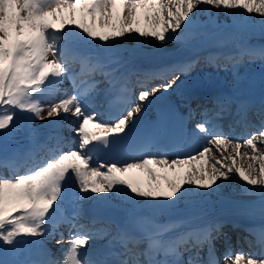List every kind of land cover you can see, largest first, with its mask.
<instances>
[{
	"label": "snow or ice",
	"instance_id": "obj_1",
	"mask_svg": "<svg viewBox=\"0 0 264 264\" xmlns=\"http://www.w3.org/2000/svg\"><path fill=\"white\" fill-rule=\"evenodd\" d=\"M233 9L258 14L264 30V0H0V135L7 140L21 121L30 126L36 119L60 117L58 127L78 125L71 128L78 139L64 145L74 147L63 150L60 137L47 158L23 172L15 155L0 156V169L5 170L0 172V245L13 253L23 246L36 249L42 258L26 264H220L215 240L222 222L204 221L200 215L160 217H172L180 201L192 203L189 197L220 195L219 181L233 178L260 186L244 191L262 198L264 213V101L255 113L259 123L246 137L233 139L219 124L209 128L212 122L205 119L195 125L190 141L185 132L179 143L164 142L159 125L129 148L135 114L141 112V104L128 108L134 90L140 89L136 98L143 103L172 88L198 60L121 72L127 61L114 45L122 38L180 45L211 39L218 33L205 30L222 28L219 14ZM232 15L234 24H248L244 16ZM224 43L220 40L217 46ZM251 54L237 45L235 52L209 53L204 61L219 67L222 58L225 66L235 67ZM65 80L73 87L70 96L62 87ZM155 80L163 83L152 87ZM101 84L108 87L101 89ZM117 85L120 107L105 117L95 110L96 98ZM233 103L217 97L214 108L201 115L212 112L220 119L231 114ZM235 115L237 124H250L246 106L238 105ZM184 143L190 146L186 149ZM136 172L147 177L145 184L132 178ZM117 199L129 205L124 225L115 223L113 231V221L90 230L77 224L84 201ZM142 209L149 214H141ZM89 223L100 221L92 218ZM61 224L69 226L68 247L59 233L56 242L63 259L57 260L45 241ZM245 231L253 238L246 242L258 246L261 254L234 255L228 248L224 264H264V226ZM97 237L110 238L97 249L92 244Z\"/></svg>",
	"mask_w": 264,
	"mask_h": 264
},
{
	"label": "bare ground",
	"instance_id": "obj_2",
	"mask_svg": "<svg viewBox=\"0 0 264 264\" xmlns=\"http://www.w3.org/2000/svg\"><path fill=\"white\" fill-rule=\"evenodd\" d=\"M215 12V9H213ZM253 14V13H251ZM249 17V16H248ZM206 19V17H204ZM218 21L222 23L223 26L227 27L229 25V21L225 19V17L220 13L218 16ZM241 27H246L250 30L253 28L247 25H240ZM205 31L208 32H217L218 35L205 40L203 37L199 38L198 41H193L189 45H180L177 43H166L161 44L156 42L153 38H142L143 43L139 40H132L127 38H122L121 42L114 45L116 49H118L117 55L123 57L124 61L127 63L120 69H125V72L129 70H135L134 64L138 61H141V67L138 68H149L155 66H161L165 64L178 63L179 59H182V62L198 60L197 64H200L199 59H202V63H204V57L208 56L209 53L216 52H235L237 45H245V42H239L242 35L235 34V43L232 41V36L222 37L220 35L219 29H213L209 27ZM223 40L224 46L211 47V42L213 43ZM217 45V43H216ZM220 65L219 70L222 72H229L233 68L232 65L227 64L226 61L222 58L217 61ZM225 64V65H224ZM210 66V72L212 75L216 74V66ZM218 69V68H217ZM209 71L205 72L208 74ZM97 79H101L97 77ZM260 78H254L250 73H246L238 78H229L224 75L218 76L217 79L206 78L203 74L196 73L194 71H190L188 75H183V79L181 82L174 84V86L167 91L163 89L157 91L154 95H150L148 100L140 103L141 104V112L135 114V119L138 121L143 117L144 114H149L151 107L157 101L164 98H173L177 103H182L183 109L187 110L189 122H187V133L189 134V141L191 139L190 134L191 131L195 128V125L201 120H193L199 117H202L201 113L205 108L213 109L214 101L217 97H229L235 104L231 105V114H226L222 117V119H217L215 124H219L221 130L227 135H230L233 131H229L230 124H236V120L238 117L235 115L236 109L238 105H252L249 113L254 115L257 123H259L257 116L255 113L257 112L258 106L261 101H264V80L261 81ZM133 82L135 81V77H132ZM160 81L161 80H155ZM154 82V81H153ZM119 85H117L116 89H114L109 95L105 96L101 91L100 95L96 98L95 101V109L100 110L104 105L103 102L112 97L114 92H116ZM244 86L245 89L241 92L240 95H237L235 91H239V87ZM63 88L67 89V95L72 89L71 82L65 80L62 85ZM107 84H101L100 88H107ZM191 91V95L189 97L188 92ZM136 89L134 90L132 96L133 102L136 101ZM69 96V95H68ZM202 96H207L208 98L203 99ZM240 96V97H239ZM243 97H246L245 102L242 100ZM255 105V107H253ZM180 106V107H182ZM147 111L146 113H143ZM47 109L43 115L46 116ZM63 115V114H62ZM70 115V114H69ZM195 117V118H194ZM70 119H74L70 117ZM202 119V118H201ZM248 119L250 124L246 127L243 124H239L238 135H247L250 130L255 131V121L248 114ZM57 121H60V117H52L46 118L44 120H33L30 126H25L23 121L20 122V126L17 131L7 140H4L2 135H0V156H16V163L20 166V170H24L33 164L38 163L43 159L46 154H49V149H40L38 151L37 146L35 144L36 138H38L41 134H48L49 141L51 143L57 142L58 138L63 137L64 139L60 141L61 146L64 148L75 146V144H67L64 146L66 142L76 141L77 137L72 138L68 137L65 132V128L68 127L66 123L63 124L64 128L62 132H58ZM210 125H208L209 127ZM212 127V126H211ZM210 127V128H211ZM38 134V135H36ZM76 135V133H74ZM34 137L33 140L31 138ZM202 135V134H201ZM234 135L233 137H236ZM201 143L206 142V138L200 141ZM28 145H33L32 150L25 151L24 147ZM190 146V143H187ZM32 159L30 163L29 160ZM2 172V171H1ZM134 180L138 181L140 184H145L147 181V177L142 172H136L132 177ZM194 187V186H189ZM242 189L240 192L230 193L227 190L233 187H230V183L227 181L225 185L223 184L220 189V195L211 194L207 196H199V197H189L188 199L192 201V203H186L185 201H180L175 209L173 210L172 217L161 216L160 219H168V218H178L180 216L185 215H200L202 216L204 221H220L223 224L221 229V234L216 240H220V244L223 246V243H226L228 247L223 246L224 249L231 248L232 253L239 254L241 252L244 253H253L256 254L255 250L258 246L253 244V246H249L246 242L247 239H253L249 236L248 232L245 231L246 228H259L260 226H264V221L259 220L255 221L253 218V214H259L264 218V213H261V200L262 198L256 194H249L244 191V187H256L259 186H247L242 184ZM204 191V190H201ZM105 205L108 206L111 210L118 211H129V205L122 202L120 199L114 200L110 203H105L104 200H100ZM87 202V201H84ZM73 210L71 207L68 208V212ZM141 214L147 215L149 214L148 209H142ZM77 224L86 223L80 218L77 220ZM98 229V228H96ZM84 230H90L85 227ZM67 233V229L63 231V233ZM226 232V233H225ZM62 233L57 230L56 234ZM225 234V235H224ZM225 236L222 238V236ZM222 239H225L222 243ZM57 240L47 239L45 241V245L52 243L57 244ZM94 242V241H93ZM58 245V244H57ZM216 245V242H215ZM220 245V246H221ZM60 246V245H58ZM231 246V247H229ZM234 246L240 247L241 251H235ZM64 247H68L64 244ZM25 249H27V255L25 256ZM57 250L56 248H54ZM58 250H61V246L58 247ZM29 246H23L18 249L15 253L10 249L9 246L0 245V257L2 258L1 264H14L13 260L20 259V264H26L29 257ZM206 252V249H205ZM217 252V251H216ZM257 255V254H256ZM54 258L60 260V254L54 252ZM58 256V258H57ZM221 259L220 262H222ZM6 262V263H5Z\"/></svg>",
	"mask_w": 264,
	"mask_h": 264
},
{
	"label": "rangeland",
	"instance_id": "obj_3",
	"mask_svg": "<svg viewBox=\"0 0 264 264\" xmlns=\"http://www.w3.org/2000/svg\"><path fill=\"white\" fill-rule=\"evenodd\" d=\"M227 11L230 13L229 15H225L224 13H221V14L225 17V19H227L229 21V25L227 27L222 26V28H219V30L221 32L220 35H222V37H225L227 35L230 36V37L232 36V41L234 43H235V41H234L235 34L242 35V37L239 40V42L240 43L241 42H245L244 46L249 48V49H251L252 54L244 56L243 59L235 67H233L231 69V71H229V72H225L224 73L221 70H219L220 67H217L218 69L216 68V74L212 75L211 72H210V66L207 63H205V62L202 63V59H199L200 64L195 65L192 68V71H194L196 73L203 74V76H206V78H211V79H214V80L217 79L218 76H221V75H224V76L229 77V78H238V77H241L242 75H245L246 73H250L251 76H253L254 78H260L261 77L262 79H260V80L263 81L264 80V54H262L261 49H264V41H261V40L258 39L259 35L264 34V30L261 29V20H262V18L256 13L247 14L243 9H233V10H227ZM232 14L244 16L248 20V26L252 27L253 29L250 30V29H248L246 27H241L240 26V25H244V24H234L233 23V15ZM216 43L217 42H215V41L213 43L211 42V47L217 46ZM184 58L185 57H183L182 59H184ZM182 59H179L178 61L182 62ZM229 65H231V64H229ZM207 71H209L208 74H205V72H207ZM182 79H183V75L180 76L179 80H177L175 84H177L179 81L181 82ZM159 83H162V82L155 81L154 83H152L151 86L154 87L156 84H159ZM244 89H245V87L241 86L238 89L239 91H235V92L237 93V95H240L241 92H243ZM139 90L140 89H138L137 91L139 92ZM72 92H73V87L70 90L68 95L70 96L72 94ZM137 95H136V97H137ZM140 103L141 102L137 98L136 99V103H132L128 108L134 107L135 104H140ZM233 104H235V103H233ZM253 107H255V105ZM127 110L128 109H125V114H126ZM251 114H252V112H251ZM205 119L211 120V122H212V123L209 124L210 125L209 128L212 126V124H215L216 121H217V118L214 116V114L212 112H209L207 117L202 116V117L197 118L196 120H201V122H203ZM220 119H222V118H220ZM254 121H255V119H254ZM256 124H257V122H256ZM75 127H78V125H72L71 126V128H75ZM71 128L68 126V127H66L64 129L65 132L67 133V135L69 134L68 137H72V138L77 137V135L74 134L75 132L72 131ZM229 131H233L230 134L233 139H235L237 137H246L250 132H252V130H250L247 135H244V134L243 135H238L239 124H237V123L236 124L235 123L234 124H230ZM225 134H227V133H225ZM236 134H237V136L233 137ZM77 139H78V137H77ZM70 147H74V146H70ZM63 150H65V151L68 150V147L64 148ZM238 163L242 164L243 161H238ZM33 165H35V164H33ZM33 165H31V166H33ZM31 166H28V168H30ZM28 168H26V169H28ZM26 169H24L22 171L20 170V171L23 172ZM1 171L3 172L5 170L0 169V172ZM226 182L227 181H219V183H221L222 185L223 184L225 185ZM228 182L230 183V187H233V188L227 190L230 193L240 192L241 189H242L241 185L244 184V182H241V181H239L238 179H235V178L231 179ZM244 185H246V184H244ZM252 216H253L255 221H259V220H263L264 221V218L261 217L259 214H253ZM58 229H56V232H57ZM59 230H61L63 232L64 230H66V227L61 228ZM63 234L65 236V243L64 244L68 246V244H67V235H68V233L64 232ZM224 235L222 236V238L225 237ZM59 238H60V236H59V234H57L54 237H52L51 240H58ZM224 240L225 239H222V243L226 242ZM215 242L218 243V244H216V248L220 249V251H219L220 258L223 259L222 262H220V264H224V253H225L226 249L223 250V246L224 247H228V245L226 243H223V246H222L220 244V240H218V241L216 240ZM52 246L57 249V250H55V252L60 254V258H61L60 260H62L63 259L62 250H60V251L58 250V247H60V246H58L55 243H52ZM229 247H231V246H229ZM234 248H235L236 253H237V251H241L240 247L234 246ZM255 252H256L257 255H260L261 254V249L259 247H257ZM1 262H2V258L0 257V264H1Z\"/></svg>",
	"mask_w": 264,
	"mask_h": 264
},
{
	"label": "trees",
	"instance_id": "obj_4",
	"mask_svg": "<svg viewBox=\"0 0 264 264\" xmlns=\"http://www.w3.org/2000/svg\"><path fill=\"white\" fill-rule=\"evenodd\" d=\"M258 39L261 40V41H264V34L258 36Z\"/></svg>",
	"mask_w": 264,
	"mask_h": 264
}]
</instances>
